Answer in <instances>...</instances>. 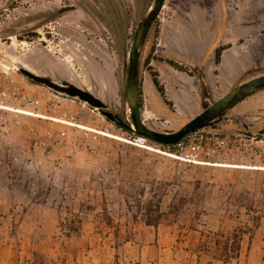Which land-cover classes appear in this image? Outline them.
<instances>
[{"label": "rangeland", "instance_id": "rangeland-1", "mask_svg": "<svg viewBox=\"0 0 264 264\" xmlns=\"http://www.w3.org/2000/svg\"><path fill=\"white\" fill-rule=\"evenodd\" d=\"M152 1L0 0V107L13 110L0 108V264H222L199 253V244L252 226V218L259 228L243 237L232 264H264V170L193 164L158 153L166 150L153 142L146 150L16 112L128 141L131 134L97 110L31 83L18 66L89 91L126 121L129 51ZM220 47L227 49L217 65ZM260 76L264 0H166L142 55V120L153 131L176 133ZM262 131L264 91L198 132L216 151L199 160L264 168ZM150 201L168 214L157 228L139 212ZM71 214L81 230L68 238L59 226Z\"/></svg>", "mask_w": 264, "mask_h": 264}, {"label": "water", "instance_id": "water-1", "mask_svg": "<svg viewBox=\"0 0 264 264\" xmlns=\"http://www.w3.org/2000/svg\"><path fill=\"white\" fill-rule=\"evenodd\" d=\"M165 3L166 0H153L136 28L129 51V68L123 94L126 121L112 114L110 108L89 91L82 90L67 82L55 83L51 78L37 76L21 66H18V72L36 85L87 104L97 110L106 120L131 135L144 137L164 147H173L190 135L218 125L239 104L264 91V76L255 78L233 89L176 133H159L149 129L143 122L140 111L141 61L152 26L159 18ZM261 135H264V131L261 132Z\"/></svg>", "mask_w": 264, "mask_h": 264}, {"label": "trees", "instance_id": "trees-1", "mask_svg": "<svg viewBox=\"0 0 264 264\" xmlns=\"http://www.w3.org/2000/svg\"><path fill=\"white\" fill-rule=\"evenodd\" d=\"M225 49H227V47H220L216 50L215 62L217 65L220 64L222 53ZM152 60L153 58L151 54L146 61L147 66L150 65ZM153 84L155 88L158 90L161 97L164 98L165 91L161 86L157 75H155V77L153 78ZM141 87H142V81H141ZM141 96H142V90H140V98ZM140 108H141V101H140ZM122 131L125 132L124 130ZM187 138L188 137H186L185 139ZM170 149L171 152H174L173 150L174 147H170ZM171 211L172 212L169 214L176 216L180 212V207L173 204ZM139 212L144 224L147 227H153V228H157L168 216V214L163 213L161 211L160 201H158L157 203L154 201H150L144 206L139 205ZM133 218L135 220L137 219L135 213H133ZM251 222H252V226H240L228 233L219 232L217 234H213L209 243L201 242L199 244L198 246L199 253H205L207 255H211L215 260L221 262L222 264H232L233 262H237L241 254V245H242L243 237L247 234H252L255 230L259 228L260 225L259 219L252 218ZM106 225L115 228L111 219L107 220ZM59 228L61 232H63L68 238L79 235L81 230V219L79 216L71 214V217L66 218L65 220L61 219ZM38 263L40 262H37L36 264Z\"/></svg>", "mask_w": 264, "mask_h": 264}, {"label": "built area", "instance_id": "built-area-1", "mask_svg": "<svg viewBox=\"0 0 264 264\" xmlns=\"http://www.w3.org/2000/svg\"><path fill=\"white\" fill-rule=\"evenodd\" d=\"M197 136L198 132L188 136L187 139L173 146L174 152H171L170 147H164V149L166 150V153L173 154L183 159L182 161H187L193 164L200 162V158L210 159L216 151L209 146L204 145V139L202 136ZM128 141L130 142V144H134L138 147H148V143L151 142L144 137H138L135 135H131Z\"/></svg>", "mask_w": 264, "mask_h": 264}, {"label": "bare ground", "instance_id": "bare-ground-1", "mask_svg": "<svg viewBox=\"0 0 264 264\" xmlns=\"http://www.w3.org/2000/svg\"><path fill=\"white\" fill-rule=\"evenodd\" d=\"M0 108H3V107H0ZM3 109L13 111L12 109H9V108H3ZM16 112L19 113V114H22V115H26V116L36 117V118L45 119V120H52L54 122H58V123L65 124V125H69V126H76L78 128H81V129H84V130H88V131H91V132H94V133H98L100 135L108 136L109 138H112L114 140L124 141V142L130 143L129 141H127L125 139L123 140V139H120V138L115 137V136H111V135H108V134H104L102 132H97L95 130H91V129L84 128V127H81V126H77V125H74L73 123H70V122H66V121L58 120V119H54V118H49V117H46L44 115L43 116H40L42 114H34V113L26 112V111H23V110H16ZM141 147L143 149H146V150H153L150 147H146V146H141ZM157 152L160 153V154H163L164 156H167L169 158H172V159L183 160V159H181V158H179V157H177V156H175L173 154H169V153L162 152V151H157ZM196 164L203 165V166H216V167L227 168V169L245 168V169H253V170H264V168H253V167H244V166H235V165H218V164H210V163H204V162H198Z\"/></svg>", "mask_w": 264, "mask_h": 264}, {"label": "flooded vegetation", "instance_id": "flooded-vegetation-1", "mask_svg": "<svg viewBox=\"0 0 264 264\" xmlns=\"http://www.w3.org/2000/svg\"><path fill=\"white\" fill-rule=\"evenodd\" d=\"M24 68V67H23ZM26 69V68H25ZM29 71V70H28ZM111 112V111H110ZM112 114H114V115H117V116H119L120 118H121V116L120 115H118V114H116V113H114V112H111ZM122 119V118H121Z\"/></svg>", "mask_w": 264, "mask_h": 264}, {"label": "crops", "instance_id": "crops-1", "mask_svg": "<svg viewBox=\"0 0 264 264\" xmlns=\"http://www.w3.org/2000/svg\"><path fill=\"white\" fill-rule=\"evenodd\" d=\"M254 98H255V97H254ZM254 98H252V99H254ZM252 99H250V100H252ZM250 100H248V101H250ZM248 101H246V102H245V103H243V104H246V103H248ZM243 104H242V105H243Z\"/></svg>", "mask_w": 264, "mask_h": 264}]
</instances>
